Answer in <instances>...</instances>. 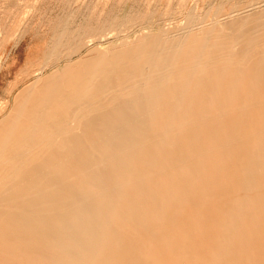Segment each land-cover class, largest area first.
Masks as SVG:
<instances>
[{"label":"rangeland","instance_id":"rangeland-1","mask_svg":"<svg viewBox=\"0 0 264 264\" xmlns=\"http://www.w3.org/2000/svg\"><path fill=\"white\" fill-rule=\"evenodd\" d=\"M211 47L224 54L229 49L264 55V0H0V108L4 106L0 123L8 119L10 126L7 130L0 129V144L2 140L18 139L15 132L19 128L15 126L76 125L72 120L77 115L78 104L67 105V94L72 86L95 85L96 77L91 76L88 69L95 67L96 60L115 54L130 60L154 49L166 64L178 62L186 66ZM92 52L95 53L91 61L84 62ZM238 68L243 70L246 64L241 62ZM17 92L20 96L14 100ZM235 92L232 98L238 104L222 105L221 120L180 123L185 128L175 126L173 134L166 138L144 139L153 140L155 145L149 142L145 150L138 145L143 151V160L151 157V161L165 168V177L158 179V187L144 191L145 196H138L139 191L135 189L138 173L145 172L147 165L140 167L122 162L129 177L108 189L112 194L122 192L125 199L114 198L118 201L116 204L113 198H108L107 206L103 204L100 209H108L105 212L109 213L115 208L118 217L114 221L120 222L117 223L118 234L129 237L138 251L140 249L141 256L132 264H264V185L243 189L239 187L241 180L237 173L245 158L252 167L251 178L263 176L264 179V91L250 90L244 97L239 90ZM163 124L167 123H151L157 134ZM232 125L239 126V140H230L228 147H221L222 130ZM191 134L204 143L194 159L188 157L189 143L182 138ZM160 139L175 143L171 153L175 158L185 157L181 163L172 165L166 160L167 155L158 151ZM50 140H63V137L53 135ZM54 144V148L60 150L59 143ZM125 154L128 151L122 152L121 157ZM42 160L40 158L39 162ZM63 178L59 181L65 186L69 179ZM224 179L233 190H222L220 182ZM141 181L144 184L150 180L144 176ZM50 189L44 190L49 192ZM135 211H145L147 214L142 213L147 219L136 221ZM121 229L126 231L122 233ZM97 238L100 237L91 240ZM20 248L15 251L0 247L3 259L0 264L21 261V264L24 261L46 264L42 258ZM126 252L119 254L122 257L127 254L129 258ZM4 253H8L7 256ZM108 260L105 264H113L114 260ZM91 262L82 260L81 264H93V260Z\"/></svg>","mask_w":264,"mask_h":264},{"label":"bare ground","instance_id":"bare-ground-1","mask_svg":"<svg viewBox=\"0 0 264 264\" xmlns=\"http://www.w3.org/2000/svg\"><path fill=\"white\" fill-rule=\"evenodd\" d=\"M226 50L225 54L213 47L203 50L194 62L186 66L178 65V62L166 64L162 58L157 57L160 53L154 49L150 53L144 51L145 54L130 60L117 54L104 57L95 61L94 68L88 69L89 74L96 77L95 85L88 87L82 83L77 87L72 86V91L67 94V105L78 104V109L75 110L77 115L72 120L77 122L76 125L15 126L18 130H29H17V140H2L0 144V247L14 250L21 247L20 250L24 249L26 253L42 258L46 264L54 261L59 264H81L82 260L105 264L106 259L114 260L113 264L135 262L141 256L140 249L138 251L129 237L118 234L119 221H114L118 217L117 210L114 208L108 213L105 212L108 209L102 211L100 206L105 205L108 198L118 201L125 199L122 192L112 194L111 189H108L123 182L128 176L122 162L140 167L147 165L145 172L140 170L138 173L139 181L135 189L139 191L138 196L143 197L146 195L143 194L144 191L157 188L158 179L165 177L163 165L151 161V157L143 160V151L138 149V145L145 150L148 143L152 144L153 141L144 140L145 138H166L168 134H173L175 126L182 128L188 122L221 120L219 114L222 112V105L238 104L232 98L237 94L235 90H239L242 97L250 90L264 91V55ZM94 53L85 57L84 62L91 61ZM241 62L246 64L243 70L238 68ZM219 105L220 108H217ZM152 122L167 124L160 125L161 132L157 134ZM9 127L8 119L0 124V129L7 130ZM137 129L142 132L137 133ZM75 130L82 133L76 134ZM208 131L217 133L214 129ZM240 134L238 125L222 130L220 146L228 147L230 140H239ZM53 135L62 136L63 140H50ZM182 138L185 139L183 142L189 143L187 146L191 152L188 157L194 159L204 143L196 140L193 134ZM55 142L59 143L60 150L54 148ZM157 143L158 151L164 152L168 158L166 160L172 165L181 163L185 158H175L174 153H171L175 148V143L173 145L171 140L160 139ZM125 151L128 154L121 157V153ZM40 158H43L41 162ZM193 167L195 171L196 165ZM251 170V164L244 158L241 170L237 172L241 180L239 187L250 190L264 185L263 176L251 178ZM144 176L150 181L142 184ZM174 176L175 174L171 175L172 179ZM61 177L69 179L65 186L59 181ZM220 185L224 191L234 189L225 179ZM46 188L51 189L46 192ZM126 212L128 213L127 210ZM142 212L133 213L135 220L147 219ZM124 224L126 225V221ZM92 237L101 239L91 240ZM124 250L129 258L127 254L125 257L119 254ZM24 263L26 264L25 261Z\"/></svg>","mask_w":264,"mask_h":264},{"label":"crops","instance_id":"crops-1","mask_svg":"<svg viewBox=\"0 0 264 264\" xmlns=\"http://www.w3.org/2000/svg\"><path fill=\"white\" fill-rule=\"evenodd\" d=\"M23 89H25V88H23ZM20 92H21V91H20ZM20 92H17V94H16V95L14 96V98H13L14 100H16L15 98H17V97L19 98V96H20ZM18 98H17V99H18ZM0 111H4V106H1ZM4 121H5V120H4ZM4 121H2L1 123H3ZM1 123H0V124H1Z\"/></svg>","mask_w":264,"mask_h":264}]
</instances>
